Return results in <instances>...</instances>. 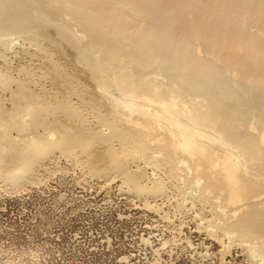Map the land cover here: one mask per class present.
Wrapping results in <instances>:
<instances>
[{
  "label": "bare ground",
  "instance_id": "obj_1",
  "mask_svg": "<svg viewBox=\"0 0 264 264\" xmlns=\"http://www.w3.org/2000/svg\"><path fill=\"white\" fill-rule=\"evenodd\" d=\"M68 170L264 264V0H0V196Z\"/></svg>",
  "mask_w": 264,
  "mask_h": 264
},
{
  "label": "rangeland",
  "instance_id": "obj_2",
  "mask_svg": "<svg viewBox=\"0 0 264 264\" xmlns=\"http://www.w3.org/2000/svg\"><path fill=\"white\" fill-rule=\"evenodd\" d=\"M18 64L15 60V66ZM49 179L44 187L30 186L20 197L0 196V252L37 251L41 264H158L152 247L144 246L142 238H160L163 231L156 230L163 224L120 192V183L105 190L104 183L83 179L72 170L57 172ZM187 220L179 239L183 242L187 236L198 254L179 242L173 254L170 248L161 253L163 263L222 264L220 245L198 232L190 216ZM158 238L151 239L154 248ZM203 243L211 248V257L199 255L205 254L200 247ZM238 256L240 250H234L227 261L243 264V257Z\"/></svg>",
  "mask_w": 264,
  "mask_h": 264
},
{
  "label": "built area",
  "instance_id": "obj_3",
  "mask_svg": "<svg viewBox=\"0 0 264 264\" xmlns=\"http://www.w3.org/2000/svg\"><path fill=\"white\" fill-rule=\"evenodd\" d=\"M41 258V255L37 251H23L19 254L13 251L0 252V264H7V262L13 261H17L19 264H41Z\"/></svg>",
  "mask_w": 264,
  "mask_h": 264
}]
</instances>
